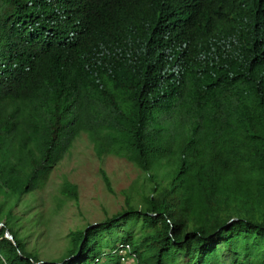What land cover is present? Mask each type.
I'll use <instances>...</instances> for the list:
<instances>
[{"label":"trees","instance_id":"1","mask_svg":"<svg viewBox=\"0 0 264 264\" xmlns=\"http://www.w3.org/2000/svg\"><path fill=\"white\" fill-rule=\"evenodd\" d=\"M80 133L149 193L39 261L13 209ZM0 223V264H264V0H0Z\"/></svg>","mask_w":264,"mask_h":264},{"label":"rangeland","instance_id":"2","mask_svg":"<svg viewBox=\"0 0 264 264\" xmlns=\"http://www.w3.org/2000/svg\"><path fill=\"white\" fill-rule=\"evenodd\" d=\"M99 169L107 176L111 191L106 189ZM144 176L145 173L122 158L104 156L98 159L85 134L80 133L63 152L43 187L23 196L13 209L17 216L28 211L20 220L26 250L35 254L39 261L63 258L69 231L82 230L87 225L125 210L126 198L130 205L141 208L140 194H148L151 186ZM63 181L75 185V199L61 195ZM166 182L161 181V185ZM124 230V227L118 226L111 233L113 236L119 235ZM129 230L137 235V224ZM109 247L100 241L91 248L89 256L106 252ZM119 264H134V261Z\"/></svg>","mask_w":264,"mask_h":264},{"label":"built area","instance_id":"3","mask_svg":"<svg viewBox=\"0 0 264 264\" xmlns=\"http://www.w3.org/2000/svg\"><path fill=\"white\" fill-rule=\"evenodd\" d=\"M111 252H114L119 257L121 263H123V261H132L134 258L133 253L130 252L129 245L125 242L117 243L116 248Z\"/></svg>","mask_w":264,"mask_h":264},{"label":"water","instance_id":"4","mask_svg":"<svg viewBox=\"0 0 264 264\" xmlns=\"http://www.w3.org/2000/svg\"><path fill=\"white\" fill-rule=\"evenodd\" d=\"M2 224L0 223V226H1ZM5 237L6 238H8V239H11V236L9 235V234H7V233H5Z\"/></svg>","mask_w":264,"mask_h":264}]
</instances>
